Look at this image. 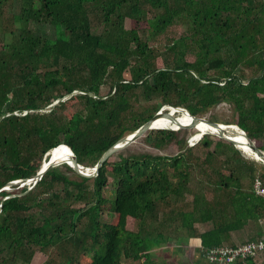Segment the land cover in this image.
I'll use <instances>...</instances> for the list:
<instances>
[{
    "label": "trees",
    "instance_id": "1",
    "mask_svg": "<svg viewBox=\"0 0 264 264\" xmlns=\"http://www.w3.org/2000/svg\"><path fill=\"white\" fill-rule=\"evenodd\" d=\"M8 1L0 0V14ZM24 1L27 7L15 16L21 32L0 51V189L35 176L46 154L60 145L71 148L81 165L94 167L119 140L156 115L155 105L136 110L141 99L161 98L164 105L184 107L193 116L221 102L233 104L237 125L252 140L264 142V2ZM148 5L164 11L150 20ZM182 15L192 20L190 34L168 47L179 59L159 68L156 51L140 36L138 24L161 32ZM31 25L49 26L53 34H39ZM192 43L199 59L188 62L184 54ZM245 67L255 75L247 77ZM211 71L218 75L210 76ZM104 85L111 87L106 96L101 95ZM65 97L80 101L82 108L66 116L61 113L65 101L51 106ZM146 139L160 151L176 141L181 151L174 156L121 152L120 160L109 159L96 177L73 180L54 167L32 190H2L0 264H15L31 252L24 258L28 263L34 248L47 251L62 242L71 243L82 260L70 257L64 264H149L154 240L167 239L158 231L166 224L179 222L194 237L197 224L213 222L199 235L208 249L222 245L231 229L225 222L229 208L238 214L251 205L264 209V198L246 191L241 177L246 166L253 184L259 171L264 178V166L244 159L232 143L205 135L189 147L171 130L150 131ZM259 148L264 151L263 144ZM225 150L234 158L213 168ZM194 177H201L200 194L191 186ZM189 195L191 208H177L179 199ZM149 219L160 227L147 228Z\"/></svg>",
    "mask_w": 264,
    "mask_h": 264
},
{
    "label": "rangeland",
    "instance_id": "2",
    "mask_svg": "<svg viewBox=\"0 0 264 264\" xmlns=\"http://www.w3.org/2000/svg\"><path fill=\"white\" fill-rule=\"evenodd\" d=\"M27 7V3L24 0H9L8 3L4 6L2 10V14H0V51L3 49V46L6 44L15 42L17 40V36L21 32L20 30V24L15 23V16L20 14L23 10V8ZM148 12V18L150 20L156 19L163 11L164 9H159L158 7H152L151 5H148L147 7ZM127 28H130V22L129 20L126 23ZM31 28L34 29L39 34L48 33L49 35H52L53 32L51 31V28L49 26H39V25H31ZM192 28V20L191 18L182 15L179 18H177L174 22V24L166 29H164L161 32H156L152 28H150L149 24L146 22H142L141 24H138V31L140 33V36L148 42V44L156 51L155 54H157V60L156 64L159 68H163L166 65V62H168L169 65H173V59L174 57L179 59L180 55H173L172 53L168 52V47L174 42L180 40L181 37L186 36L190 34ZM11 30L15 31L16 35L11 34ZM101 31V29H100ZM188 43H191L190 41H187ZM199 48L194 45L193 43L188 46V49L185 51L184 59L188 62H195L197 59H199ZM242 72L247 77H252L255 75V71L250 68H243ZM218 73L215 71H211L210 76H217ZM131 75L129 72L126 73V79H130ZM111 91V87L109 85H104L101 89V95L106 96ZM80 94L76 93L75 95ZM70 97H65L61 99V101L66 102L65 110H63L61 113H64L66 116H71L78 110L82 108V104L80 101L73 99L69 100ZM56 103V102H55ZM158 106L159 110L157 113L163 111V109L167 106L163 104V101L161 98L155 99L154 101L148 103L145 100L141 99L138 103H135V108L137 111H142L144 108H147L149 106ZM184 108V107H182ZM186 109V108H185ZM47 111V110H46ZM170 112V111H169ZM156 113V114H157ZM171 113V112H170ZM170 116L162 115L159 117L162 118H169ZM178 117V113H176V116ZM197 117L205 118L206 120L224 124V125H237V117L238 114L235 110V107L233 104L227 103V102H221L217 104L215 107L207 111L206 113L200 114ZM184 119V118H183ZM190 124H192L191 120L186 121L185 119L182 120L178 125L182 126V129L178 131L179 133V139H186L187 144L189 147H193L197 145L199 142H192V135L196 132V128L190 127ZM149 132L140 138L136 143L132 144L131 146L127 147L124 150H121L114 154L111 158V162H116L120 160L119 154L123 152V155H129L130 153H150L153 155H162V156H174L180 153L181 149L180 146L176 143H172L169 148L165 150H156L149 146L147 143V136ZM213 138L217 140L221 139L219 137L211 135ZM256 145L259 147L261 144H263L261 141H256ZM126 150V151H125ZM195 154L197 156H204L203 150H196ZM244 159L252 161L257 163L260 167L264 166L261 163L256 162L253 159H250L246 155H244L241 152ZM233 157V152H229L227 150L224 151V154L221 156V161H215L213 163V168H219L222 165V161L226 160L227 158ZM234 158V157H233ZM225 170L223 171V167L221 168V171H223L225 174L229 173V169L232 167V164L225 165ZM56 167H60V169L67 174L71 179L73 180H79V175L71 170L67 165L62 164V162L57 165ZM111 169V167H109ZM241 177H242V184L245 188L249 189L252 188V180L250 178L248 169L246 166H243L241 169ZM258 174H261V171L258 172ZM257 174V175H258ZM201 179V177H194L191 180V186L193 188V191L195 194H200V186L198 185V179ZM213 178L217 179L218 175H214ZM13 182H19L14 185H7L5 186V190L9 191H15V190H21L24 188L23 184H20V180L13 181ZM213 196L214 193L210 192L208 194V199L213 202ZM193 197L192 196H186L185 198H180L178 201V204L176 205L177 208H185L190 209L191 208V202ZM176 227V233H184V229H182L179 225V222H173ZM155 222L149 219L145 226L147 228H152L155 226ZM199 228L201 227L200 224H197ZM131 228L135 227V222L131 223ZM137 227V224H136ZM183 235V234H182ZM73 243V242H72ZM156 243V242H155ZM158 246V245H157ZM155 246L153 247V249ZM31 253V252H30ZM30 253H27L25 257L29 256ZM80 252L74 248V246L71 243L62 242L60 245L48 249L47 251H42L39 248H34L32 252V256L30 258V261L28 263L24 262V256L19 262L15 264H64L68 258L73 257L75 261L82 262L81 259H79ZM78 263V264H79Z\"/></svg>",
    "mask_w": 264,
    "mask_h": 264
},
{
    "label": "crops",
    "instance_id": "3",
    "mask_svg": "<svg viewBox=\"0 0 264 264\" xmlns=\"http://www.w3.org/2000/svg\"><path fill=\"white\" fill-rule=\"evenodd\" d=\"M262 2H264V0H260V3ZM262 143L264 145V142ZM257 176L262 177L261 174H258ZM244 189L249 191V193H253V184L252 188L247 189L244 187ZM255 207L256 206L251 205L250 208H241L239 214L236 212L235 208H229L227 210L225 222L227 226L231 227V229L223 234L222 245L237 246L250 241H256L264 236V209ZM160 222H162V220H160ZM155 223L154 228H159V223ZM200 225V228L196 225L198 235L194 237L189 236L186 231L182 233L183 235L181 233H176V231H172L169 234V231L175 227L174 223L166 224L164 229L160 227L158 231L164 232L165 235H167V239L162 241L157 239L154 240L156 242L155 248L151 250L149 264H215L203 256V250L205 248L199 237L201 233L213 227V222H211L209 226L204 224ZM124 263L140 264L139 261L135 262L128 260H125ZM246 264H264V254H261L256 259L248 261Z\"/></svg>",
    "mask_w": 264,
    "mask_h": 264
},
{
    "label": "water",
    "instance_id": "4",
    "mask_svg": "<svg viewBox=\"0 0 264 264\" xmlns=\"http://www.w3.org/2000/svg\"><path fill=\"white\" fill-rule=\"evenodd\" d=\"M79 93L78 91H75L73 94ZM61 102V100L56 101V103H54L51 106H55L57 104H59ZM181 109V110H187L185 108L182 107H173V106H169L167 105L163 111L157 113L150 121H148L147 123H145L143 126H141L138 130H136L135 132L128 134L127 136H125L124 138H122L121 140H119L114 146H112L107 152L104 153V155L100 158V160L98 161V163L94 166V167H86L84 165H81L78 160L77 157L75 155V153L72 151L71 148H69L66 145H63L64 147L68 148L70 150V154L72 155V167L74 168L75 172L83 177H87V178H92V177H96L99 175L101 168L104 166V164L117 152L126 149L127 147L131 146L132 144L136 143L140 138H142L143 136H145L148 132L153 131V130H171V131H179L180 129H172V128H167V127H157L155 126L156 121L159 119V117H161L162 115L165 116H170L172 117L171 113L169 112L168 109ZM188 113H190L188 111ZM191 114V113H190ZM194 121H202L205 122L207 124H209L210 126H213L216 129L220 130V133L218 134V137L221 139H224L230 143H232L238 150H240L242 152V149L240 147H242V145H240L237 140H235L233 138V131L224 129L223 126L220 123H216V122H212L209 120H206L205 118H201V117H197V116H193ZM177 119V118H175ZM195 125L190 124V127L193 128ZM230 126V125H227ZM237 128L241 131V133H243L244 135H246V137L248 138L251 148L253 149L254 152H256L260 157L262 161H256L258 163H261L264 165V151L261 150L257 145L256 142L254 140H252L247 133L238 125H236ZM237 132V131H236ZM207 135H211V134H207ZM193 143L197 142L194 141L193 138L191 140ZM59 147H62V145H60ZM59 147L53 149L52 151H50L49 153L46 154L43 163L41 165V168L39 169L38 173L33 176L32 178H29L27 180H21L20 184H23L24 187L27 186L28 190H32L37 184L38 182H40L42 180V178L45 176V174L52 168L56 167L57 165H59L61 162L55 161V159L53 158L52 153L54 151H56ZM244 154V153H243ZM52 155V156H51ZM64 163V162H62ZM69 165V164H68ZM71 165V164H70ZM19 182H11L9 185H14L17 184ZM5 188V187H4ZM4 188L0 189V192L2 190H5Z\"/></svg>",
    "mask_w": 264,
    "mask_h": 264
},
{
    "label": "bare ground",
    "instance_id": "5",
    "mask_svg": "<svg viewBox=\"0 0 264 264\" xmlns=\"http://www.w3.org/2000/svg\"><path fill=\"white\" fill-rule=\"evenodd\" d=\"M171 112L172 117L169 118H159L156 123L155 126L157 127H167V128H172V129H181L182 126L180 127H176L182 120H191L193 122V124L195 125L194 127L197 129L195 133H193L192 138L194 141L199 142L205 135L207 134H211L213 136L218 137V134L220 133L219 129L214 128L213 126H210L209 124L202 122V121H194L192 115L190 113H188V110H181V109H168ZM176 113H178V117L176 116ZM177 118V119H175ZM184 118V119H183ZM223 126L224 129L233 131V138L235 140H237V142L242 145V147H240L242 149V153H244V155H246L247 157H249L250 159H253L255 161H262L261 157L253 151V149L251 148L250 142L248 140V138L246 137V135H244L243 133H241V131L237 128L236 125H224L221 124ZM237 131V132H236ZM53 158L55 159V161H59V160H64L67 164H69V166L71 168L73 163H72V155L70 154V150L69 149H57L56 151H54L52 153ZM51 155V156H52ZM71 164V165H70ZM74 169V168H73Z\"/></svg>",
    "mask_w": 264,
    "mask_h": 264
},
{
    "label": "built area",
    "instance_id": "6",
    "mask_svg": "<svg viewBox=\"0 0 264 264\" xmlns=\"http://www.w3.org/2000/svg\"><path fill=\"white\" fill-rule=\"evenodd\" d=\"M253 193L264 198V179L257 176L253 183ZM264 254V236L237 246L220 245L203 250V256L212 263L246 264Z\"/></svg>",
    "mask_w": 264,
    "mask_h": 264
}]
</instances>
